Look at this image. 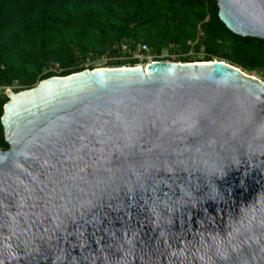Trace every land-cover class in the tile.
<instances>
[{"label": "water", "instance_id": "obj_1", "mask_svg": "<svg viewBox=\"0 0 264 264\" xmlns=\"http://www.w3.org/2000/svg\"><path fill=\"white\" fill-rule=\"evenodd\" d=\"M264 39V0H217ZM0 264H264V84L226 61L7 90Z\"/></svg>", "mask_w": 264, "mask_h": 264}, {"label": "trees", "instance_id": "obj_2", "mask_svg": "<svg viewBox=\"0 0 264 264\" xmlns=\"http://www.w3.org/2000/svg\"><path fill=\"white\" fill-rule=\"evenodd\" d=\"M220 11L217 0H0V149L11 147L3 124L8 89L137 65L131 53L138 44L153 49L154 61L221 60L264 79V39L234 33ZM203 48L207 56L196 57Z\"/></svg>", "mask_w": 264, "mask_h": 264}, {"label": "built area", "instance_id": "obj_3", "mask_svg": "<svg viewBox=\"0 0 264 264\" xmlns=\"http://www.w3.org/2000/svg\"><path fill=\"white\" fill-rule=\"evenodd\" d=\"M124 48H127V46H124ZM131 57L136 60H139V63L137 65L146 64L155 60L153 49L147 44L143 43L137 45L135 50L132 51ZM53 69L60 70V63L56 62Z\"/></svg>", "mask_w": 264, "mask_h": 264}, {"label": "rangeland", "instance_id": "obj_4", "mask_svg": "<svg viewBox=\"0 0 264 264\" xmlns=\"http://www.w3.org/2000/svg\"><path fill=\"white\" fill-rule=\"evenodd\" d=\"M168 55H169L168 53H165V54L163 55V58L168 57ZM195 55H196V57H201V58L206 57V56H207L206 49L203 48L202 50H200V52H196ZM105 61H106V60H103V59H100V60H93V59H92V60L89 61V63H91V62H96L97 64L102 65L103 63H105ZM253 77H255L257 80H259L260 82H262V83L264 84V79H263V77H261V75H258V74H255V73H254ZM12 90H13V89H12ZM13 91H14V90H13Z\"/></svg>", "mask_w": 264, "mask_h": 264}]
</instances>
